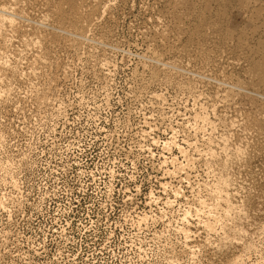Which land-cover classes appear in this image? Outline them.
Instances as JSON below:
<instances>
[{
	"label": "rangeland",
	"instance_id": "obj_1",
	"mask_svg": "<svg viewBox=\"0 0 264 264\" xmlns=\"http://www.w3.org/2000/svg\"><path fill=\"white\" fill-rule=\"evenodd\" d=\"M0 264H264V0H0Z\"/></svg>",
	"mask_w": 264,
	"mask_h": 264
},
{
	"label": "bare ground",
	"instance_id": "obj_2",
	"mask_svg": "<svg viewBox=\"0 0 264 264\" xmlns=\"http://www.w3.org/2000/svg\"><path fill=\"white\" fill-rule=\"evenodd\" d=\"M11 20V19H10ZM10 20H8L9 21V23L11 22ZM167 142V141H166ZM165 144V143H164Z\"/></svg>",
	"mask_w": 264,
	"mask_h": 264
}]
</instances>
